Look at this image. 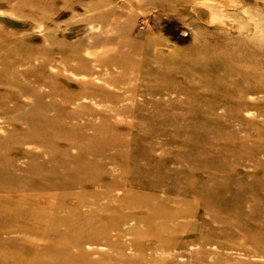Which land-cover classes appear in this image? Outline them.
Listing matches in <instances>:
<instances>
[{"label": "rangeland", "instance_id": "1", "mask_svg": "<svg viewBox=\"0 0 264 264\" xmlns=\"http://www.w3.org/2000/svg\"><path fill=\"white\" fill-rule=\"evenodd\" d=\"M262 85L264 0H0V264H264Z\"/></svg>", "mask_w": 264, "mask_h": 264}, {"label": "bare ground", "instance_id": "2", "mask_svg": "<svg viewBox=\"0 0 264 264\" xmlns=\"http://www.w3.org/2000/svg\"><path fill=\"white\" fill-rule=\"evenodd\" d=\"M199 12H200V15H203V14H207V11L206 10H203V9H199ZM211 13H212V11H211ZM207 17V16H206ZM212 18V17H211ZM262 87L264 88V85H262ZM2 178H0V180H1ZM245 196L246 195H240L239 197H237L236 198V200H239V201H243L244 199H245ZM217 197V196H216ZM215 197V199H214V201H216V200H220L219 202L220 203H230V204H233L235 201H234V198H232V199H230L229 201H227L226 200V198L225 199H223V198H220V197H217L216 198ZM248 198H249V196H247ZM251 198V197H250ZM249 204V203H248ZM252 209V208H251ZM246 210V209H245ZM250 210V209H249ZM247 211V210H246ZM256 211V210H255ZM255 211H252L249 215H247L246 216V218H247V220L249 221V220H254L255 219V217H256V212ZM259 214V213H258ZM258 220H260V219H258ZM254 222V221H253ZM233 228H234V226H233ZM237 228V229H236ZM235 229L238 231V233L237 234H240V233H242V234H251V233H253L252 232V229H254V228H252V226H250V228H246L245 226L244 227H242L241 225H240V227L238 226V227H236ZM236 230H234L235 232H237ZM254 231V230H253ZM257 231V230H256ZM259 231V230H258ZM233 233L234 232H232V235H233ZM262 234H264V233H262ZM222 237H224V235H218V238H222ZM227 237H228V235H227ZM262 237H264V236H262ZM206 240V239H205ZM261 240H263V239H261ZM260 240V241H261ZM219 241H221V240H219ZM259 243V242H258ZM222 246V245H221ZM234 248H236V249H243V253H245L246 255H249V254H256V253H259L258 251H257V249L256 248H259L258 246H255V243H248V245H244V244H242V245H240L239 247H237V246H234ZM262 249H264V248H262ZM263 253H264V250H263Z\"/></svg>", "mask_w": 264, "mask_h": 264}, {"label": "water", "instance_id": "3", "mask_svg": "<svg viewBox=\"0 0 264 264\" xmlns=\"http://www.w3.org/2000/svg\"><path fill=\"white\" fill-rule=\"evenodd\" d=\"M198 13L200 14L199 9H198ZM204 15H205V14H204Z\"/></svg>", "mask_w": 264, "mask_h": 264}]
</instances>
